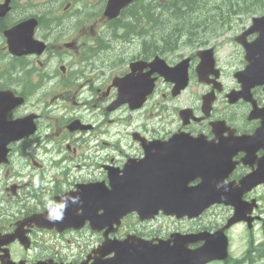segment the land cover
<instances>
[{"label":"flooded vegetation","instance_id":"flooded-vegetation-1","mask_svg":"<svg viewBox=\"0 0 264 264\" xmlns=\"http://www.w3.org/2000/svg\"><path fill=\"white\" fill-rule=\"evenodd\" d=\"M88 1L0 0V129H5L6 119L21 120L35 115L22 128L35 129L33 134L5 145L4 134L0 133V235L17 236L14 243L0 245V256L8 251L16 261L34 263L53 259L77 264L88 256H96L94 251L106 240H125L132 235L153 241L171 240L173 243L174 234H186L190 235L189 247L195 249L203 244L200 240L202 232H216L222 228L231 217L232 208L221 223L213 220L208 224L205 222L210 215L217 214L215 209L223 206L214 205L197 218H177L160 211L151 220H141L136 213H130L119 226L109 228L108 233L106 228L101 231L92 229L87 218L75 228V223L83 218L80 217L84 212L82 207L74 210L75 214L68 219L69 226L63 231H58L56 227L40 228L33 220L35 216L41 220L42 214L58 215L63 203L57 200L70 195L90 180L99 181L95 177L97 171L100 170L104 177L101 181H106L109 170L122 169L130 158H143L145 150L141 140L132 138L128 151L118 149L116 157L107 158L103 151L101 155L86 160L88 175L91 170L93 179H88L89 176L81 172L78 180L61 179V182L51 184L54 178L52 166L58 162L70 163L72 157L66 152H76L65 135L56 139L52 136L54 132H50L51 128L48 129L54 101L59 98L72 99L77 95L85 102L94 103L95 107L106 99L111 100V105L120 91L117 84L128 75H132L135 81L142 79L146 85L154 78L156 80L155 89L143 108L133 111L124 105L114 109L115 112L131 113L134 132L153 142L151 157L177 160L184 154L187 155V162L195 165L201 149L182 152L169 148L166 141L176 134H186L221 147H224L221 143L224 140L228 147L235 138L243 136L248 141L233 155L237 165L227 182L237 185L250 174L264 181V87L254 86L250 97L241 98L235 103L230 102L229 96L232 92L243 90L235 77L237 71L246 66L245 57L240 56L233 61L230 44L214 41L207 46H199L193 53L170 59L168 63L171 66L189 59V84L175 93V84L149 65L154 58L152 43L133 37L132 40L122 39L112 29L115 23L105 17L104 9L100 13L95 12L89 8L92 0L90 3ZM79 3H82V7L77 6ZM252 39L253 36L249 38ZM209 47L213 50L215 66L208 67L205 76L200 78L197 71L202 62L200 50ZM229 68L235 69L230 75ZM3 92H7L8 98L4 97ZM10 98L13 99V106L6 114V109L11 105ZM17 100L20 102L14 104ZM110 105L106 107L108 112L113 111L108 110ZM61 133L56 131L55 134ZM141 135H138L140 139ZM43 146L49 148L45 152L47 157L42 156ZM175 146L184 148L181 143ZM245 158L248 159L247 164L243 162ZM74 166L80 170L82 159ZM188 179L189 186H195L202 177L198 171L191 169ZM244 198H257L259 208L255 214L262 216L261 220L264 221V182L253 186ZM49 217L45 216L44 219L52 223ZM161 219L196 226L166 234L148 233L143 229ZM231 231L232 228L228 233ZM47 235H51L55 242L75 240L76 244L94 239L95 245H89L86 252L80 253L82 257L75 259H69L64 254L53 256L42 250V239ZM21 237L28 240V246ZM70 253H73V249Z\"/></svg>","mask_w":264,"mask_h":264},{"label":"water","instance_id":"water-1","mask_svg":"<svg viewBox=\"0 0 264 264\" xmlns=\"http://www.w3.org/2000/svg\"><path fill=\"white\" fill-rule=\"evenodd\" d=\"M125 3H121L122 7ZM255 20L254 28L262 31L261 40H264V17ZM257 51L264 54V42L257 45ZM177 70L167 68L165 75L174 78ZM257 75L264 81V64L259 65ZM186 145L199 143L194 139H180ZM208 150L201 146V158ZM220 151H224L220 149ZM233 168L230 158L216 156L212 161H202L196 169L203 175V180L196 186H188L186 176L178 180L170 178V175L178 169V164L164 161H153L150 164L138 163L124 171L120 177L117 171H110L111 189L104 183L92 184L87 188L90 200L88 216L95 226L103 227L111 225L128 212L136 210L141 218L153 217L159 209H164L168 214L178 216H198L209 206L215 203L233 205L236 208L233 218L226 227L231 224L252 218L246 215L252 211L253 204H248L242 196L248 182L255 184V179L250 177L242 182V188H232L225 183V178ZM185 168L183 173H187ZM220 186V187H218ZM248 206H251L248 211ZM104 208L105 214L97 217V209ZM225 229V228H224ZM222 229L218 234H208L206 243L201 249L190 251L187 249V237L177 238L173 247L160 246L158 249L127 248L118 252L117 256L109 261L97 264H204L214 259H226L228 257V239ZM117 250L119 251L118 247Z\"/></svg>","mask_w":264,"mask_h":264},{"label":"trees","instance_id":"trees-1","mask_svg":"<svg viewBox=\"0 0 264 264\" xmlns=\"http://www.w3.org/2000/svg\"><path fill=\"white\" fill-rule=\"evenodd\" d=\"M262 3L264 0H174L173 7L163 13L155 14L151 18L154 35L152 46L155 51V46L158 45V34H162L161 48L176 41V46L179 41L189 37L204 38L207 32H213L232 25L237 14L242 11L257 10L253 6ZM219 6V8L217 7ZM229 11V14L222 10ZM236 9V10H235ZM174 18V19H173ZM178 20L171 28L168 24L172 20ZM157 32V35H156ZM203 34V35H202ZM157 36V38H156ZM257 255L250 256L249 259H237L230 264H264V243L257 248ZM251 253V252H250Z\"/></svg>","mask_w":264,"mask_h":264},{"label":"rangeland","instance_id":"rangeland-1","mask_svg":"<svg viewBox=\"0 0 264 264\" xmlns=\"http://www.w3.org/2000/svg\"><path fill=\"white\" fill-rule=\"evenodd\" d=\"M223 1H225V0H223ZM214 2H215V0H214ZM217 7L219 8V6H217ZM253 7L258 8V9L255 11L256 13H252V15H254V14L262 15V14H264V8H261L262 7V3L258 4L256 6H253ZM222 11L229 14V11H227V9L226 10H222ZM252 17L253 16H251L250 18L246 17L245 21H243V22L241 21L240 22L239 15L235 16V19L233 21V24L237 23V25L235 27V30L236 29H241L245 25L247 26L250 23V20H251ZM177 23H178L177 19L172 20V21L169 22L168 27L171 28L172 26H174V24H177ZM156 35H157V32H156ZM161 35H162L161 33L157 35L159 40H157L158 41V45L155 46V47L163 46V45H160L161 44V39H162ZM157 36H156V38H157ZM187 39H188V36H187V38H185V39L179 41V43H177V46L181 44V47H180L181 49H180V51L177 54H181V53H183L185 51L191 50L186 45L182 46L183 41H187ZM152 41H153V39L151 40V42ZM175 42L176 41H173L172 43H170L168 45H164V47L171 48V47L175 46L174 45ZM118 130L120 131V136H121L119 141H121L122 145L126 148L127 145L130 142H132L131 138H130V130L131 129H118ZM95 177L97 179H99V180L104 179V177L101 174L100 170L96 172ZM215 210L218 213L214 214V215L212 213V215H210V217L205 222V224L212 223L213 220H218V223H221L223 217L226 215L225 216V218H226L231 213V209L228 208V207H219V208H216ZM152 225H154V227H152ZM193 226H196V225H192L191 223H181V222H178L176 220H167L166 221L165 219H161V220L156 221V223L154 222L151 225H146L145 226L146 228H143V229H145V231H147L148 233L166 234V233H170L171 231L176 230V229L187 230V229H189V228H191ZM250 232L251 231L248 230L245 225H238V226L233 228V230L231 232V234H232V248H231L232 257L237 258V257H242V256L245 255V252L247 251V249L249 247V240H250V236H251ZM253 233H254L255 238L258 241H262L264 239L263 230H262V222L255 223V227L253 229ZM55 245H56V243H54V242L52 243V245H50L51 250H53V252L57 251V248H55ZM60 251L61 252L59 253V255L65 253V250H60ZM73 254L75 255V257H73ZM64 255L67 256V257H70L69 259H71V258L75 259V258L81 256L80 254H77L76 252H74L72 254L71 253H65Z\"/></svg>","mask_w":264,"mask_h":264},{"label":"bare ground","instance_id":"bare-ground-1","mask_svg":"<svg viewBox=\"0 0 264 264\" xmlns=\"http://www.w3.org/2000/svg\"><path fill=\"white\" fill-rule=\"evenodd\" d=\"M233 25V24H232ZM149 26H150V24H149ZM230 25H228L227 27H229ZM226 28V27H225ZM222 29H224V28H222ZM222 29H220V30H217V31H221ZM217 31H213V32H207V35H205V37L203 38V40L206 42V45H208V44H210L211 42V39H210V37H212L213 35H215V33L217 32ZM133 38H131V40H132ZM135 39V38H134ZM153 39V37H151V35H149V36H146V38H145V40H143V41H146V42H151V40ZM187 40H190L189 39V37H188V39ZM177 46V45H176ZM154 52V51H153Z\"/></svg>","mask_w":264,"mask_h":264},{"label":"clouds","instance_id":"clouds-1","mask_svg":"<svg viewBox=\"0 0 264 264\" xmlns=\"http://www.w3.org/2000/svg\"><path fill=\"white\" fill-rule=\"evenodd\" d=\"M74 202H75V201H74ZM49 219H50V220H60V219H62V216H60V215L50 216Z\"/></svg>","mask_w":264,"mask_h":264}]
</instances>
